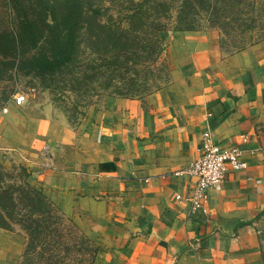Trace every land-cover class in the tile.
<instances>
[{"label":"crops","instance_id":"obj_1","mask_svg":"<svg viewBox=\"0 0 264 264\" xmlns=\"http://www.w3.org/2000/svg\"><path fill=\"white\" fill-rule=\"evenodd\" d=\"M166 52L168 85L92 105L75 128L8 107L0 164L10 156L27 170L95 245L92 264H264V40L223 54L214 31L176 32ZM205 134L248 164L209 190L206 216L175 200L190 190L185 171ZM21 252L0 229V264Z\"/></svg>","mask_w":264,"mask_h":264},{"label":"trees","instance_id":"obj_2","mask_svg":"<svg viewBox=\"0 0 264 264\" xmlns=\"http://www.w3.org/2000/svg\"><path fill=\"white\" fill-rule=\"evenodd\" d=\"M173 1L177 12L172 31H198L200 26L191 11L194 10V15L195 11L206 12L210 0H170L169 3L129 0L126 12H117L115 20L109 8H93L90 0H6L9 15L0 30V83L11 82L12 76L22 71H49L54 75L55 69H59L61 74L72 75L73 52L83 42L100 45L104 52H117L109 67L114 68L121 59L134 67L152 66L163 50L158 34L168 30L163 20L169 17L168 6ZM40 7L42 28L30 17L33 9ZM123 22L128 28L121 26ZM109 79L112 83V78ZM90 80L96 83L102 78L96 75ZM133 80L126 90L128 93L137 92ZM109 86L100 88L106 91ZM154 87L151 85L146 93ZM10 172L0 164V229L23 234L21 264H92L97 251L95 245L26 181L28 174L24 167L19 166L21 181Z\"/></svg>","mask_w":264,"mask_h":264},{"label":"rangeland","instance_id":"obj_3","mask_svg":"<svg viewBox=\"0 0 264 264\" xmlns=\"http://www.w3.org/2000/svg\"><path fill=\"white\" fill-rule=\"evenodd\" d=\"M46 1L52 2L53 0ZM128 1L90 0L89 4L93 8H109V14H112L115 20L117 12H126L125 9L130 6ZM132 1L140 2L142 0ZM160 1L169 3L170 0ZM175 3L173 1L168 6L169 17L163 20L168 26V30L158 34L163 50L154 65L138 64L139 66L134 67L130 63L124 64L123 59H121L114 68L109 67L114 55H118L117 52L111 50L104 52L100 45L95 46L83 42L78 44L76 51L73 52L75 62L70 69L72 75H66L64 72L61 74L59 69H55L54 75H50L49 71L45 73L22 71V73L18 72L15 76L13 75L11 82L0 83V114L3 108L19 106L26 112L22 113L24 118L38 117L42 113L51 121H64L69 127L75 128L81 123L86 110L92 105L101 104L110 98L142 99L158 88L165 87L168 85L167 82H170L166 51L172 34L178 32L172 31L176 23L177 8ZM6 9H8L6 0H0V30L8 21L9 12ZM191 12L192 17L200 26L198 31L217 33L219 49L223 54L240 51L264 40V0H210L206 12L195 11L197 13L195 15L194 10ZM41 13L42 7L35 8L30 16L32 20H36L38 26L42 23ZM105 25H109V22H106ZM121 26L128 28L124 22ZM40 27L42 28L43 25ZM96 75L102 78L101 82L95 83L90 80ZM81 76H86L88 79L80 78ZM74 77H77L78 80H74ZM108 77L112 78V83L108 82ZM145 77H148V80ZM130 80L136 83L134 86L136 93L126 92ZM105 84H110L106 91L100 88H104ZM151 85L156 87L151 89L150 93H146L148 92L146 89H149ZM12 90L14 93L11 95ZM15 94L23 96L24 101L21 105H16L13 101L12 97ZM6 162L2 166L11 171L13 178L21 181L22 176H20L19 165L15 159L7 156ZM256 222L264 261V213L258 217ZM7 233L8 237L21 244L22 251L23 234L19 232ZM13 261L14 264H21V255Z\"/></svg>","mask_w":264,"mask_h":264},{"label":"built area","instance_id":"obj_4","mask_svg":"<svg viewBox=\"0 0 264 264\" xmlns=\"http://www.w3.org/2000/svg\"><path fill=\"white\" fill-rule=\"evenodd\" d=\"M12 98L16 105H21L24 101L23 96L18 94ZM6 112L7 109L3 108L2 113ZM241 140L242 143L248 142L246 136H242ZM247 165L245 155L239 147L226 146L205 134L198 157L188 164L185 171L193 180L190 190L186 196L176 195L175 200L186 203L193 215L201 213L206 216L209 190L218 187L228 173L240 171Z\"/></svg>","mask_w":264,"mask_h":264}]
</instances>
